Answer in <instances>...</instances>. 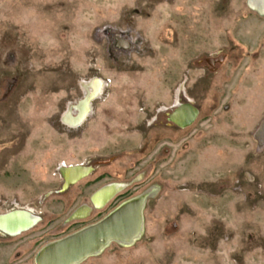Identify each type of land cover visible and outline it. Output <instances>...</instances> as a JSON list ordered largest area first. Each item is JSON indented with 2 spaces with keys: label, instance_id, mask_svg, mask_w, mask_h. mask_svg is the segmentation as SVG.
<instances>
[{
  "label": "rangeland",
  "instance_id": "1",
  "mask_svg": "<svg viewBox=\"0 0 264 264\" xmlns=\"http://www.w3.org/2000/svg\"><path fill=\"white\" fill-rule=\"evenodd\" d=\"M93 79L103 90L69 127ZM175 96L197 111L187 126ZM79 163L90 173L61 190L58 167ZM141 195L140 237L77 264H264V14L246 0H0V213L40 218L0 235V264H36Z\"/></svg>",
  "mask_w": 264,
  "mask_h": 264
},
{
  "label": "bare ground",
  "instance_id": "2",
  "mask_svg": "<svg viewBox=\"0 0 264 264\" xmlns=\"http://www.w3.org/2000/svg\"><path fill=\"white\" fill-rule=\"evenodd\" d=\"M117 35H119L118 37L120 38H122L121 36H124L120 34ZM97 83L98 82L96 79L90 80L89 82H82L84 92L95 90L94 88L95 86H97ZM89 99L90 97L86 100L84 104L88 103ZM81 109H83V103L79 102L75 106L69 105L67 112L65 111L68 116L64 112V114L62 115V121H64V123H70L71 121V126H77L78 124H80V119L79 113H76L78 110L81 111ZM195 115L196 109L192 108L189 104H185L180 106L176 111L173 112L171 119L178 123V125L185 126L188 125L194 119ZM179 120H184L185 122L183 121V123H179ZM79 167L80 166L66 167L63 168V170H60L64 180L63 188H65L69 183H73L78 177L84 175L83 173H85V171H82V168ZM110 195L111 194L108 193L103 198V200H107ZM143 197L144 195L134 197L133 199L127 200L121 205H119L117 208H115L114 210L123 206L119 209L121 211L118 213L117 217H111L112 224H105L108 229L104 227L94 235L89 234L86 237L84 236L86 234L85 232H88L89 229H92L93 227L97 226V224L101 221L100 220L87 227L81 228L80 230L70 235H67L58 240L46 244L39 250L40 253H37L35 263L77 264L90 256L100 254L105 249V247L113 241H117L125 245L132 244L135 240L140 237V234L143 229ZM114 210H112L111 212H113ZM35 220V217L25 211L12 209L11 212L2 214L0 216V231L13 235L27 228V226L35 222Z\"/></svg>",
  "mask_w": 264,
  "mask_h": 264
},
{
  "label": "flooded vegetation",
  "instance_id": "3",
  "mask_svg": "<svg viewBox=\"0 0 264 264\" xmlns=\"http://www.w3.org/2000/svg\"><path fill=\"white\" fill-rule=\"evenodd\" d=\"M116 43L117 42H120L121 44H123V41L121 40V38L120 37H118L117 36V38H116V41H115ZM211 62L213 61V60H210ZM94 80V79H93ZM97 80V86H95V90H93V91H88V92H84V89H83V86H82V84H81V86H82V90H83V97L80 99V101H78V103L80 102V103H83V109H81V111L80 110H78L77 111V113L76 114H78L79 113V121H80V124L84 121V119L86 118V116H87V114H89V112H90V105L91 104H89V102H91V99H93L95 96H98L101 92H102V90H103V82H102V80H98V79H96ZM89 82V81H88ZM92 94V95H91ZM91 95V96H90ZM90 97V99H89V102L88 103H86V104H84L85 102H86V100L88 99ZM174 99V103L172 104V106H171V110H172V112H171V114H170V118H172L171 116H172V114H173V112L174 111H176L180 106H182V105H185L183 102H181V100H180V98H178V96H175V98H173ZM77 103V104H78ZM88 104H89V107H88ZM69 105H71V104H69ZM69 105H68V107H67V110H68V108H69ZM76 105V104H75ZM190 105V104H189ZM71 106H73V105H71ZM88 108V109H87ZM167 108H165V107H163V110H166ZM67 110H66V112H67ZM77 110V109H76ZM65 112V114L68 116V114ZM77 118V117H76ZM185 118V117H184ZM195 118V117H194ZM171 121H173L172 119H171ZM181 120H179L178 122L179 123H183V121L184 120H182L181 122H180ZM193 121V120H192ZM191 121V122H192ZM175 122V121H174ZM185 122V121H184ZM190 122V123H191ZM70 123H71V121H70ZM70 123H66L67 125H69V127H73V126H71L70 125ZM176 123V122H175ZM189 123V124H190ZM177 125H178V123H176ZM188 124V125H189ZM180 126V125H179ZM185 126H187V125H185ZM76 127V126H75ZM181 127H183V126H181ZM74 166H80L79 168H82V171H85V173H83L84 175H82V176H80V177H78L77 178V181L78 180H80L81 178H83V177H85V176H87L89 173H90V171H91V168L89 167V166H87V165H83L82 163H79V164H69V165H60L59 167H58V171H59V174H60V179H61V188H63V184H64V180H63V177H62V175H61V169L63 170V168H66V167H74ZM87 173V174H86ZM76 180V179H75ZM76 181V182H77ZM75 182V181H74ZM73 182V183H74ZM75 182V183H76ZM72 183V184H73ZM70 184L71 183H69L67 186L69 187L70 186ZM123 183H119V182H115V183H110V184H107V185H104L103 187H101V189H98L96 192H94L92 195H91V204H90V206H92V207H90L88 204H82L81 206H79L73 213V216L72 217H74V218H76V217H84V216H86L88 213H89V211L90 210H92L93 208H100L102 205H104V203L105 202H107L106 200H103V198L108 194V193H110L111 195H110V197L111 196H113V195H115L117 192H119L121 189H122V187H123ZM66 186V187H67ZM65 187V188H66ZM67 187V188H68ZM109 197V198H110ZM108 198V199H109ZM143 207H144V202H143V205H142ZM20 207V208H19ZM143 207H142V217H143ZM21 210V211H25V212H27V213H29V214H31L33 217H35L36 218V220H35V222H33V223H31V224H29L28 226H27V228H25L24 230H21V231H19L18 233H16V234H13V235H11V234H7V233H4V232H2V231H0V235L1 236H9V237H12V236H17V235H19V234H21L22 232H25V231H27V230H29L30 228H33V226H35L38 222H39V220H40V218L38 217V215H37V213H35L34 212V209L33 208H31L30 206H28V205H25V206H20V205H18L17 203H13V205H12V207H10V208H8V209H6V210H4V212H2V213H0V216L2 215V214H5V213H9V212H11V210ZM136 241V240H135ZM134 241V242H135Z\"/></svg>",
  "mask_w": 264,
  "mask_h": 264
},
{
  "label": "water",
  "instance_id": "4",
  "mask_svg": "<svg viewBox=\"0 0 264 264\" xmlns=\"http://www.w3.org/2000/svg\"><path fill=\"white\" fill-rule=\"evenodd\" d=\"M257 3V4H256ZM246 4H247V6L251 9V10H254V11H256V12H258L259 14H264V0H252V2H251V0H246ZM197 112V111H196ZM87 174V173H86ZM77 181V179L75 180V182ZM74 182V183H75ZM73 183V184H74ZM72 184V183H71ZM70 184V185H71ZM68 187V186H67ZM66 187V188H67ZM66 188H61V190H65ZM107 201V200H106ZM121 207H123V206H121ZM120 207V208H121ZM120 208H118V209H116V210H114L113 212H110L109 214L110 215H112V216H110L109 214L107 215V216H105L98 224H97V226H95V227H93L92 229H89V231L88 232H85L86 234L84 235L85 237L87 236V235H89V234H91V235H94L95 233H98L101 229H103L104 227L106 228V229H108L107 228V226L106 225H109V224H112V222H111V217L113 218L114 216L115 217H117L118 216V213L121 211V210H119ZM112 213V214H111ZM74 214V213H73ZM73 216V215H72ZM114 217V218H115ZM106 224V225H105ZM74 236V235H73ZM93 237V236H92ZM73 238V237H72ZM71 238V239H72ZM68 240V239H67ZM114 240V239H113ZM112 240V241H113ZM40 253V252H39ZM72 264V263H71Z\"/></svg>",
  "mask_w": 264,
  "mask_h": 264
}]
</instances>
